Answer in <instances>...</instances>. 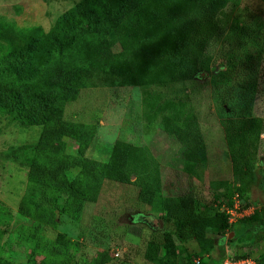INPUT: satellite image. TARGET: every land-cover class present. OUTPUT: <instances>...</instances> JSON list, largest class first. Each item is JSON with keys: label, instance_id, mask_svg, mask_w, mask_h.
Returning a JSON list of instances; mask_svg holds the SVG:
<instances>
[{"label": "rangeland", "instance_id": "1", "mask_svg": "<svg viewBox=\"0 0 264 264\" xmlns=\"http://www.w3.org/2000/svg\"><path fill=\"white\" fill-rule=\"evenodd\" d=\"M84 1L89 0H0V65L24 51L22 59L27 61L35 47L28 46L33 39L39 40L36 46L42 41L38 55L51 60L56 49L53 26ZM228 1L233 8L228 31L212 50L208 70L174 81L154 60L141 54L132 57L124 80L83 88L58 103L56 112L72 124L73 135L52 143V153L34 148L42 125H23L0 105V264L49 263L39 247L41 237L54 243L70 264H158L147 257L150 240L158 233L155 241L162 243L163 233L170 230L160 218L164 212L158 201L185 191L193 194L196 209L206 216L220 213L236 192L240 206L247 202L258 208L229 231L209 226L210 245L193 238L182 242L173 233L174 255L159 244L162 264H205L245 253L264 264V226L254 230L264 220V0ZM160 28L153 24L148 33ZM243 116L260 117L262 126L253 179L247 190L239 191L221 120ZM190 120L201 132L202 161L197 154L183 152L188 135L182 126ZM119 142L129 146L130 164H139L132 150L136 148L160 166L161 184L151 203L138 204V188L105 175L116 149L124 148ZM50 156L57 160L77 156L94 164L95 173L81 167L68 170L66 179L87 193L78 216L67 194L49 189L60 211L58 224L35 231L41 208L29 165ZM137 175L132 174L130 181ZM22 203L26 214L19 209Z\"/></svg>", "mask_w": 264, "mask_h": 264}, {"label": "trees", "instance_id": "2", "mask_svg": "<svg viewBox=\"0 0 264 264\" xmlns=\"http://www.w3.org/2000/svg\"><path fill=\"white\" fill-rule=\"evenodd\" d=\"M232 9L228 0H89L79 3L58 18L51 30V39L56 44L54 56H49L51 60L47 56H42L41 60L38 54L42 53L39 50L42 41L36 46L39 40L33 39L28 46L35 47L27 61L22 59L24 51L21 55L16 54L6 66L0 65V105L11 111L23 125H42L34 148L42 154L52 153V143L63 136L73 135L72 124L56 112L60 101L75 97L83 88L108 86L124 80L129 60L139 54L154 60L166 73H170L174 81L192 79L197 73L208 70L212 50L228 31ZM153 24L161 28L148 33ZM26 47L27 44L24 50ZM149 67L153 68L152 65ZM221 125L233 163V174L239 181L238 190L245 191L254 175V156L262 120L256 116H243L222 119ZM182 130L188 135L183 152L197 154L200 157L198 161H202L205 146L198 124L190 120L185 122ZM123 147L115 148L114 161L105 175L108 178L117 176L118 180L130 182L138 188V204L151 203L161 184L160 166L144 151L140 155L136 148L132 150L134 157H139V164L135 166L136 161L130 164L129 146L123 144ZM74 167L85 168L91 175L95 173L94 164L84 163L77 156L59 160L50 156L43 163L35 159L30 162L29 176L36 182L37 202L41 208L37 213L39 220L33 227L35 231L42 230L44 226L55 228L58 224L60 211L49 189L67 194L74 216H78L87 193L83 194L66 179L65 173ZM132 174L137 175L134 181L129 179ZM158 204L164 212L160 218L170 228L163 233L162 243L155 241L158 233L150 240L147 257L158 264L163 261L158 254L159 244L169 255L176 252L173 233L182 242L193 238L204 246L212 244V239L207 236L209 226L232 227L221 211L213 216L201 214L190 191L161 197ZM19 209L26 214L23 203ZM263 226L264 220H261L254 230ZM37 240L50 262L35 264H70L49 239L41 237ZM223 258L212 259L205 264H220Z\"/></svg>", "mask_w": 264, "mask_h": 264}, {"label": "built area", "instance_id": "3", "mask_svg": "<svg viewBox=\"0 0 264 264\" xmlns=\"http://www.w3.org/2000/svg\"><path fill=\"white\" fill-rule=\"evenodd\" d=\"M238 193L236 192L231 199H227L225 203L221 206V212H223L227 216V222L229 226L236 223L240 218L250 217L255 213L258 206L254 204H243L239 205ZM257 208H256V207ZM229 231V228L226 229ZM195 263H198L199 260L195 259ZM220 264H262L253 258L251 255L246 254L245 256H236L235 254H229L223 258Z\"/></svg>", "mask_w": 264, "mask_h": 264}]
</instances>
